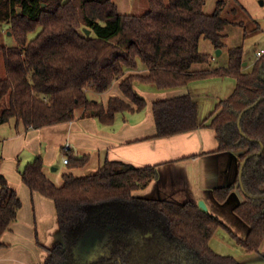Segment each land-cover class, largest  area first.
I'll return each mask as SVG.
<instances>
[{
    "label": "trees",
    "instance_id": "16d2710c",
    "mask_svg": "<svg viewBox=\"0 0 264 264\" xmlns=\"http://www.w3.org/2000/svg\"><path fill=\"white\" fill-rule=\"evenodd\" d=\"M147 2L149 9L134 15L120 13L114 0H0L5 71L0 125L16 119L25 128L40 129L73 121L79 110L112 125L118 113L146 107L136 83L171 90L196 80L232 77L236 86L216 106L210 127L218 152L235 153L239 169L246 162L240 179L212 193L224 204L242 187L243 201L233 214L248 233L239 238L192 202L136 196L156 178L155 166L106 161L91 175L65 174L57 187L36 157L20 171L21 180L32 195L53 202L61 234L60 243L46 248L42 264H242L210 247L218 228L227 229L246 254H259L264 243V53L244 70L242 46L231 47L226 66L194 70L213 59L200 50L201 39L214 49L225 47L227 2L218 1L211 14L204 11L205 0ZM9 33L11 46L1 43ZM30 33L35 36L29 38ZM140 65L147 74L135 73ZM115 81H120L122 97L110 96L107 105L89 98L88 93L102 94ZM259 99L238 124L240 113ZM152 111L159 138L199 127L197 105L189 95L155 101ZM69 161L70 168L83 167L87 157ZM20 208L16 191L0 174V238Z\"/></svg>",
    "mask_w": 264,
    "mask_h": 264
},
{
    "label": "crops",
    "instance_id": "0c3cea01",
    "mask_svg": "<svg viewBox=\"0 0 264 264\" xmlns=\"http://www.w3.org/2000/svg\"><path fill=\"white\" fill-rule=\"evenodd\" d=\"M260 2L264 4V1ZM225 48L226 44L222 50ZM256 59L251 64L244 61V70H249ZM199 67L195 65L193 69L200 70ZM147 72L142 65L135 71L142 75ZM211 81L196 80L186 87L171 90H158L152 85L136 83L135 90L145 99L146 107L140 111L118 113L112 125H103L95 118L85 117L81 110L73 121L40 129L25 128L16 119L1 124L0 174L16 191L21 208L16 220L0 238V264H42L47 256L46 248L61 242L53 202L39 194L32 195L21 180V168L36 157L42 158L43 173L57 187L62 186L65 174L75 177L91 175L106 161L135 167L155 166L156 178L145 189L135 192L136 196L176 204L203 201L208 212L218 214L224 223V213L235 217L233 208L243 201L241 190H234L224 204L217 203L212 192L214 188L232 184L238 179L237 155L217 151L216 133L210 124L217 114H213L216 106L231 95L236 82L227 97H220L207 92L210 91L208 86L213 85ZM119 82L115 81L102 94H93L91 99L107 105L110 96L122 97ZM217 93L222 94L221 91ZM185 95L191 96L197 105L199 127L169 137H157L152 104ZM65 145H69L68 152L64 151ZM67 155L69 158L87 157V163L83 167L70 168V161L63 164ZM21 156L25 158L24 162ZM232 225L237 230L234 234L246 237L248 228L238 218L235 217ZM262 249L264 243L259 254L243 256L244 261L240 262L264 264Z\"/></svg>",
    "mask_w": 264,
    "mask_h": 264
},
{
    "label": "rangeland",
    "instance_id": "374dc122",
    "mask_svg": "<svg viewBox=\"0 0 264 264\" xmlns=\"http://www.w3.org/2000/svg\"><path fill=\"white\" fill-rule=\"evenodd\" d=\"M117 4L118 10L123 14L141 15L148 9L147 0H114ZM220 0H205L204 11L211 14L216 3ZM227 5L223 11V17L228 20V24L225 26L224 33L227 37L226 48L220 49L221 53L217 54L218 49H214L213 45L206 39H201L199 48L204 53H209L215 59L210 64H200L199 69H211L215 67L226 66L228 63V48L242 46L244 50V59L251 64L256 56V51L262 49L264 51V4L260 3V0H224ZM264 1V0H262ZM240 6L245 10H242ZM6 30V28H5ZM35 33H30L29 38H33ZM1 43L7 46L14 45V40L9 36H4ZM5 71L3 62L0 56V77H4ZM213 85L208 86L211 92L220 97H227L230 93L231 87H234L235 79L232 77H214L208 78ZM233 85V86H232ZM224 86V89L222 87ZM227 86V87H225ZM230 89L227 91V88ZM207 90V88H206ZM221 91L222 94L217 93ZM227 91V92H226ZM89 98H92L94 93H88ZM222 95V96H221ZM6 102V101H5ZM1 103V109H3L6 103ZM22 161L24 157H20ZM19 158V159H20ZM20 159V163H23ZM23 167L21 168V170ZM233 201V200H232ZM229 201V204L232 203ZM208 211V210H207ZM228 213V212H227ZM224 213L226 217L225 223L229 229H232L233 233H237L232 223H234L235 217L230 213ZM215 216L219 217L218 214ZM222 219V218H220ZM230 221L231 223H229ZM237 235V234H236ZM239 235V236H238ZM237 236L240 237L241 234ZM241 238V237H240ZM210 247L221 255H230L236 258L238 261H244L243 256H247L242 248L235 242L234 238L227 231V229L218 228L213 237L210 240ZM264 249H262L263 251ZM264 252V251H263Z\"/></svg>",
    "mask_w": 264,
    "mask_h": 264
},
{
    "label": "water",
    "instance_id": "95a60500",
    "mask_svg": "<svg viewBox=\"0 0 264 264\" xmlns=\"http://www.w3.org/2000/svg\"><path fill=\"white\" fill-rule=\"evenodd\" d=\"M260 3H262V2H260ZM19 11H20V10H18V13H19ZM85 32H86V35H89V31H88V30H86ZM220 53H221V51L218 49L217 54H220ZM243 65H245V62L243 63ZM260 100H261V99H259L257 102H255V103L252 104L251 106H248L247 108H245V109L240 113L239 118H238V124H239V122H240L241 117L243 116V114H244L247 110H249V109H251L253 106H255ZM239 130L241 131V128H239ZM262 151H263V147L261 148V151H260L259 153H261ZM249 157H250V156H249ZM245 162H246V159H245V160L241 163V165H240L239 175H238V178H239V179L241 178V173H242V169H243V167H244V165H245ZM229 198H230V196H229ZM229 198H228V200H229ZM228 200H227V201H228ZM227 201H226V202H227ZM197 205H198L202 210L207 211V206L205 205V203H204L203 201H199V202L197 203Z\"/></svg>",
    "mask_w": 264,
    "mask_h": 264
},
{
    "label": "built area",
    "instance_id": "2783aa9c",
    "mask_svg": "<svg viewBox=\"0 0 264 264\" xmlns=\"http://www.w3.org/2000/svg\"><path fill=\"white\" fill-rule=\"evenodd\" d=\"M263 53H264L263 50L257 51L256 52V56L260 57ZM69 150H70L69 145H65L64 146V151L68 152ZM68 161H69V158L67 156H65V158L63 159V164H68Z\"/></svg>",
    "mask_w": 264,
    "mask_h": 264
},
{
    "label": "flooded vegetation",
    "instance_id": "af4514ba",
    "mask_svg": "<svg viewBox=\"0 0 264 264\" xmlns=\"http://www.w3.org/2000/svg\"><path fill=\"white\" fill-rule=\"evenodd\" d=\"M249 157V156H248ZM236 190V189H235ZM240 190H241V192H243V189H242V187L240 188Z\"/></svg>",
    "mask_w": 264,
    "mask_h": 264
}]
</instances>
